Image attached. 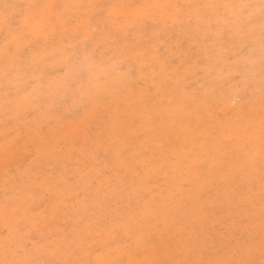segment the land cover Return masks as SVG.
Instances as JSON below:
<instances>
[{"label": "snow or ice", "instance_id": "snow-or-ice-1", "mask_svg": "<svg viewBox=\"0 0 264 264\" xmlns=\"http://www.w3.org/2000/svg\"><path fill=\"white\" fill-rule=\"evenodd\" d=\"M2 7L0 27L4 30V43L0 48V56L3 58L4 68L0 79L4 84L5 111L14 112L18 118H23L37 107L43 108L45 104L54 108L57 98L63 104L71 101L73 105L83 109V118L76 125V129L77 134L85 139L89 137L97 121L110 122V135H119L116 127L119 112L116 97L125 90L134 91L128 87L130 79L128 75L123 74L121 59L129 49L135 53L137 61H143L141 72L152 74L154 82L159 77L158 87L167 93L163 99L158 100L159 107L167 112L174 125L183 127V117L192 114L194 101L180 92L178 80L173 87V80L169 75L170 66L166 61L153 59L151 50L147 47L139 51L141 42L131 41L129 37L133 32L141 30V26L146 28L165 15L181 24L191 23L195 19L197 27L204 31L205 40L213 41L219 47V51L215 48L203 49L198 54L202 57L199 62L210 64L215 60L216 66L224 62L229 66L227 73L221 69L220 77L210 84L214 92L220 89L221 99L229 105L225 113L226 118H217L214 114V118L219 119V122L213 130L215 153L209 152L213 161L211 170L215 174L212 183L222 187L230 202L237 208L250 213L257 201L258 171L261 227L258 236L243 228L233 229L231 234L206 235L202 230L203 225L198 222L206 209L193 206V218L179 232L169 229L167 235L161 232L157 238H153V233L149 231L146 234L137 228L135 223H131L125 229L127 240L120 241L117 231L112 229L105 246L122 248L123 254L127 256L126 260H73L70 257L79 252H86L91 256L99 249H92L91 246L85 249L83 243L86 238L72 236L65 237L72 242L68 258L41 261L21 240L6 237L4 259H0V264H264V0H259L258 4L138 5L136 18L131 25H121L111 14L106 15V9L115 6L105 4L4 3ZM81 9L96 11L92 15L77 14ZM257 30L260 69L258 112L255 103L257 49L253 39ZM69 35L76 43L61 47ZM97 36L105 40L110 39L112 63L97 62ZM89 45L92 46L91 51ZM99 47L102 48L103 45ZM53 59H58L59 71L63 73L61 80L51 79L52 74L48 68ZM113 73L117 74L115 83ZM236 77H240V80L233 88L229 82ZM224 85L228 86L226 91ZM114 107L117 109L116 113L113 112ZM168 143L169 148L174 144L171 136ZM116 144L117 141H113L114 150ZM69 145L73 149L70 155L80 147L76 137L72 135H66L63 140L55 143L47 136H40L39 140L30 146L29 155L33 164L38 165L57 150L63 152L65 146ZM10 155H18L14 145L5 146V166L9 171L12 163ZM115 155L121 161L130 159L125 157L122 151H117ZM134 155L139 160L140 157H146V152H137ZM91 158H95V153ZM82 162L85 167L88 166V160ZM157 163L155 157L149 160L144 165L149 171L146 173L144 170H138L137 176L150 179L152 171L161 170L155 167ZM35 172V167L28 169L29 179ZM102 175L108 176L109 184L113 179L117 183L126 179L118 174L113 177L112 173L107 171ZM35 179L36 183L25 182L19 188V203L14 199L11 203L6 202L3 209L6 218L18 217L17 222L10 228L21 236L26 234V229H31L28 213L34 210L31 205L23 207V204L28 200L35 204L39 191L47 189L51 193L56 190L58 196L67 195L68 199L79 200L80 193L76 190L78 184H72L71 178L64 174L54 178L55 184L52 180H41L39 175H36ZM70 184L72 187H68ZM180 188L184 189L185 185L181 184ZM99 194L100 189H96L95 195L98 197ZM100 203L103 204L104 201ZM64 210L53 198L50 207L45 210V217H56ZM137 214L147 218L151 210L147 207L141 208ZM210 248L216 249V258L208 257ZM173 249L183 250L187 255L182 259L168 258ZM257 250L258 260L255 258ZM146 253H151L154 258L146 261L135 258Z\"/></svg>", "mask_w": 264, "mask_h": 264}, {"label": "rangeland", "instance_id": "rangeland-1", "mask_svg": "<svg viewBox=\"0 0 264 264\" xmlns=\"http://www.w3.org/2000/svg\"><path fill=\"white\" fill-rule=\"evenodd\" d=\"M4 3L105 4L115 6L107 8L106 15L111 14L121 25H131L136 18L138 5L258 4L259 0H0V12L3 11ZM95 11L81 9L77 14L92 15ZM253 39L256 41L257 49L255 103L258 112L260 70L258 30ZM129 40L140 41L139 51L147 47L151 50L153 59L159 58L168 63L173 87L178 80L180 92L194 101L192 114L183 117V127L173 124V120L158 104V100L167 95L158 87L159 77L154 82L152 74L141 72L143 61H137L135 53L130 49L121 59L123 74L128 75L130 79L128 87L134 91L125 90L116 97L119 106L116 127L119 135H110V122L97 121L87 139L79 136L76 125L83 118V109L73 105L71 101L63 104L59 98L54 108L45 104L43 108L37 107L30 114L18 118L14 112L5 111L4 84L0 79V259H4L6 237L21 240L28 249L35 252L36 258L44 261L68 258L72 242L65 237L83 236L86 238L83 243L85 249L91 246L92 249L98 248L99 251L91 256L86 252H79L72 255L71 259L126 260L127 256L123 254L122 248L105 246L112 229L117 231L120 241L127 240L125 229L131 223H135L137 228L146 234L149 231L153 233V238H157L161 232L167 235L169 229L179 232L193 218V206L197 209L201 207L206 209L198 221L203 225L202 230L206 235L231 234L233 229L242 228L259 235L261 222L258 171L257 201L250 213L237 208L230 202L223 188L212 183L215 174L211 170L213 161L209 152L215 153L216 148L213 130L219 122L217 118H226L225 113L229 105L221 99L220 89L214 92L210 84L220 77L221 69L227 73L229 66L226 62L216 66L215 60L210 64L200 63L202 57L198 54L205 48H215L219 51L218 45L205 40L204 31L197 27L195 19L191 23L181 24L167 15L146 28L141 26V30L133 32ZM96 41L97 62L112 63L110 39L105 40L97 36ZM3 43L4 30L0 27V48ZM75 43L76 41L69 35L61 47ZM101 44L102 48L99 47ZM91 50L92 46L89 45V51ZM59 67L58 59H53L48 68L53 81L63 79ZM3 68V58L0 56V74ZM113 78L115 83L116 73H113ZM239 80L240 77H236L229 83L234 88ZM227 87L224 85L225 91ZM113 112H117L115 107ZM214 114L217 118H214ZM66 135L76 137L80 145L74 154L70 155L73 149L69 145L65 146L63 152L57 150L38 165L33 164L29 155L30 146L34 145L40 136H47L55 143L63 140ZM169 136L174 141L171 148L168 143ZM113 141H117L115 150L112 146ZM6 145H14L18 153L16 157L9 156L12 160L10 171L5 166ZM117 151H122L125 157L130 159L125 161L117 159L115 155ZM142 151L146 152V157L137 160L134 154ZM93 153L94 159L91 158ZM154 157L158 161L155 167L161 170L152 171L150 179L139 178L137 171L144 170L147 173L149 170L145 169L144 165ZM82 160L89 161L87 167ZM30 167L36 169L31 179L28 176ZM106 171L111 172L113 177L118 174L126 179L119 183L113 179L109 184L108 176L102 175ZM62 174L71 178L72 184H78L76 190L80 193L79 200L68 199L67 195L58 196L56 190L50 193L43 189L37 193L35 204H32L31 200L23 204V207L31 205L34 209L28 213L31 218L29 220L31 229H26L23 236L12 232L10 226L17 222L18 217L6 218L3 211L5 203H11L20 197L19 188L23 183H36V175H39L41 180H52L55 184L54 178H59ZM72 184L68 187H72ZM181 184L185 185L184 189L180 188ZM96 189H100L98 197L95 195ZM53 198L65 210L56 217L50 215L45 217V210L50 207ZM100 201L104 203L101 204ZM17 202L19 203L18 199ZM145 207L151 210L147 218L137 214ZM133 239L135 240V237ZM37 249L39 251H36ZM215 252L216 249L210 248L208 257L216 258ZM184 255H187L185 251L173 249L168 258L182 259ZM135 258L146 261L154 257L151 253H146ZM255 258L259 259L258 250Z\"/></svg>", "mask_w": 264, "mask_h": 264}, {"label": "bare ground", "instance_id": "bare-ground-1", "mask_svg": "<svg viewBox=\"0 0 264 264\" xmlns=\"http://www.w3.org/2000/svg\"><path fill=\"white\" fill-rule=\"evenodd\" d=\"M240 2V1H239Z\"/></svg>", "mask_w": 264, "mask_h": 264}]
</instances>
